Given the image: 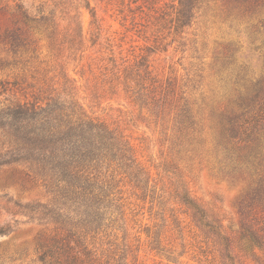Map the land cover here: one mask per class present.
Masks as SVG:
<instances>
[{
	"label": "rangeland",
	"instance_id": "1",
	"mask_svg": "<svg viewBox=\"0 0 264 264\" xmlns=\"http://www.w3.org/2000/svg\"><path fill=\"white\" fill-rule=\"evenodd\" d=\"M179 2L0 0V9L19 3L50 20L48 29L33 34L36 50L28 54L14 58L0 44V109L53 99L74 103L133 148L142 183L115 178L118 209L102 233L88 236L90 243L96 236L90 246L99 264H222L177 188L220 220L241 264H264V246L238 233L250 180L220 169L219 162L228 161L218 153V120L225 119L219 115L233 107L234 77L243 70L253 79L264 76V13L244 15L223 0H201L184 26ZM5 20L0 15V28ZM143 87L167 98L159 109L137 101L147 92ZM186 106L196 125L182 130L188 125L176 119ZM26 173L24 164L0 168V264H42L41 244L59 234L41 222V204L50 197L41 180Z\"/></svg>",
	"mask_w": 264,
	"mask_h": 264
},
{
	"label": "trees",
	"instance_id": "2",
	"mask_svg": "<svg viewBox=\"0 0 264 264\" xmlns=\"http://www.w3.org/2000/svg\"><path fill=\"white\" fill-rule=\"evenodd\" d=\"M200 1L180 0L177 17L182 25H189ZM223 1L244 15L264 13V0ZM0 15L7 16L8 20L3 21L4 27L0 28V44L7 47L14 58L30 53V49L36 50L33 34L48 29L50 24L47 16L33 17L19 3L0 9ZM54 33L52 31L49 38L57 45ZM243 71L244 75L238 74L232 81L233 107L219 115V119H225L218 120V153L225 154L228 165L219 163L220 169L229 167L228 173L238 171L250 180L248 190L240 199L238 233L242 240L247 238L264 246V76L253 79ZM143 88L147 92L144 97L137 96V101L159 109L160 102L163 104L167 98L158 99L155 91ZM189 109L186 106L177 115V124L188 125L182 130L196 125ZM226 114L231 117L227 119ZM199 129L202 136L204 129ZM0 130L3 134L0 168L24 164L27 176L39 178L41 187L50 197L48 204H41V222L54 224L59 234L50 245L41 244L39 261L42 264H99L90 246L96 236H91V243L88 236L99 234L106 226L108 214H112L110 211L118 209L115 207V178L123 175L137 186L142 183L139 176L144 169L137 163L125 137L105 122L88 118L74 103L60 99L48 100L46 104L16 103L1 108ZM176 191L199 230L216 246L222 264H241L234 252L233 239L225 233L220 220L188 195H180V188ZM4 232V228L0 229V234Z\"/></svg>",
	"mask_w": 264,
	"mask_h": 264
}]
</instances>
